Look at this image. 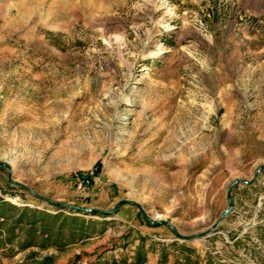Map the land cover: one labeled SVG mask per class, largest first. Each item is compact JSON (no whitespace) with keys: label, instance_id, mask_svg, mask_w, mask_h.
<instances>
[{"label":"rangeland","instance_id":"374dc122","mask_svg":"<svg viewBox=\"0 0 264 264\" xmlns=\"http://www.w3.org/2000/svg\"><path fill=\"white\" fill-rule=\"evenodd\" d=\"M1 164L147 218L0 167V264H264V0H0Z\"/></svg>","mask_w":264,"mask_h":264},{"label":"trees","instance_id":"16d2710c","mask_svg":"<svg viewBox=\"0 0 264 264\" xmlns=\"http://www.w3.org/2000/svg\"><path fill=\"white\" fill-rule=\"evenodd\" d=\"M98 173H99V171L96 170L95 175L97 176ZM89 180L91 182V179H89ZM20 190H22V189H20ZM5 204L6 203H4L2 199H0V219H3V222H7L9 220L14 219V215H12V217H9L7 214H5L3 212V207L8 206V208H10V209H14L15 207H13L10 204H7V205H5ZM55 207H57V206H55ZM58 208H60V207H58ZM60 209L65 210V208H60ZM75 213H78V214L80 213V214H85V215H90V216H98V217H102V218L103 217H109L107 215H101L98 212L82 213V212L76 211ZM60 216L61 215H58V214L51 215V214L40 212L37 210L24 209L21 211L19 216L15 219L14 227H17L18 226L17 224H24L23 226H25L27 228V231H33L34 229H36V226L38 223L45 224L43 222H46V221L55 222V221L59 220ZM25 218L29 219V222H25L24 221ZM67 219H70V218H65V220H67ZM70 220L72 223H76V224L79 223V227L76 230H77L79 240L82 239L83 234L85 232H88V230H89L88 225L87 226L84 225V221H82V220L77 221V219H75L73 217ZM44 226L45 225H43V227ZM39 235L44 237V244L46 242H48L49 233L47 230H42ZM14 239H15V237H14L13 232H11V230H9L8 231V240L9 241L8 242L11 243L12 240H14ZM50 244H52L53 246H56L57 240L54 243H50ZM25 246L26 247H32L35 245H34V243H31V241H30ZM43 246H46V245H43ZM144 248H145V246L143 245V243L141 245H139V248L137 250L136 257L134 258L133 264H146V254L143 253ZM76 258H77L76 261L72 264H78L79 263V261H80L79 256H76ZM98 260H100V259H98ZM32 261H33V264H53V258L52 257H44L40 261H35V259H32ZM113 264H115V263H113ZM119 264H127V263H126V261H120Z\"/></svg>","mask_w":264,"mask_h":264},{"label":"water","instance_id":"95a60500","mask_svg":"<svg viewBox=\"0 0 264 264\" xmlns=\"http://www.w3.org/2000/svg\"><path fill=\"white\" fill-rule=\"evenodd\" d=\"M0 167H3L7 170V177H8V181L10 184L14 185V186H17L25 191H27L28 193H30L31 195H33L34 197L38 198V199H41L43 201H46L50 204H53V205H56V206H61V207H65V208H68V209H72V210H75V211H79V212H82V213H92V212H98V213H108V214H116L118 209L122 206H125V205H128V206H132V207H135L138 209V211L141 212V214L147 218L146 214L144 213V211L142 210V208L140 207L139 204L135 203V202H132V201H120L119 203L116 204L115 208L112 210V211H109V212H101V211H98V210H92V209H84V208H80V207H73V206H67V205H63V204H60V203H56V202H53V201H50V200H47L41 196H39L38 194H36L35 192H33L32 190L24 187L22 184L20 183H17V182H14L12 179H11V169L10 167L7 165V164H1ZM264 169V166H260L258 171L259 172L260 170ZM238 184H244V185H249L250 183L248 182H245V181H234L233 183L230 184V186L228 187V190H227V203H228V208L219 216V218L216 220V222L214 223V225L206 232L204 233H201L199 235H196L194 236L193 238H199V237H204V236H207L209 233H211L212 231L216 230L220 221L226 217L229 213H231V211L233 210V199H232V196H231V191L232 189L238 185ZM161 224L163 225H166L170 231L172 232V234L177 238V239H182V240H186V239H189L190 237H186V236H182L178 233V230L172 226L171 224L169 223H166V222H161ZM192 238V237H191Z\"/></svg>","mask_w":264,"mask_h":264},{"label":"built area","instance_id":"2783aa9c","mask_svg":"<svg viewBox=\"0 0 264 264\" xmlns=\"http://www.w3.org/2000/svg\"><path fill=\"white\" fill-rule=\"evenodd\" d=\"M91 184L90 180L89 179H82V180H79L77 179V182H76V185L78 187V190L80 191H85L87 190L88 186Z\"/></svg>","mask_w":264,"mask_h":264}]
</instances>
